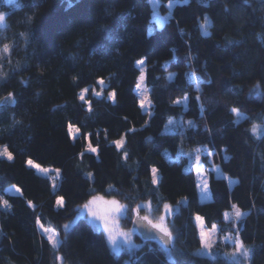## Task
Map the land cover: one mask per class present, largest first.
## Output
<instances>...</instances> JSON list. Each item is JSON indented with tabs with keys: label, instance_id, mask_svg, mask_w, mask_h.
I'll use <instances>...</instances> for the list:
<instances>
[{
	"label": "trees",
	"instance_id": "obj_1",
	"mask_svg": "<svg viewBox=\"0 0 264 264\" xmlns=\"http://www.w3.org/2000/svg\"><path fill=\"white\" fill-rule=\"evenodd\" d=\"M169 1L161 0L162 11ZM172 10L159 26L151 0H0V146L14 157L0 156V197L10 205L0 204V264H243L223 253L236 249L229 240L216 244L215 257L199 253L197 214L240 237L251 264H264V131H253L264 127V0H179ZM207 14L208 35L201 28ZM143 57L150 116L135 88ZM67 75L74 94L61 102ZM114 116L123 147L110 139ZM198 147L236 179L232 185L210 169L213 197L205 202L191 156ZM9 185L22 193L6 192ZM97 194L123 201L126 227L142 202L159 214L166 203L180 204L169 216L173 238L164 244L140 233L137 249L115 252L106 232L79 216ZM233 205L244 214L237 222L224 215ZM41 225L57 230V247Z\"/></svg>",
	"mask_w": 264,
	"mask_h": 264
},
{
	"label": "rangeland",
	"instance_id": "obj_2",
	"mask_svg": "<svg viewBox=\"0 0 264 264\" xmlns=\"http://www.w3.org/2000/svg\"><path fill=\"white\" fill-rule=\"evenodd\" d=\"M178 2H179V0H171V1H169L167 3V10L168 11L167 12H164V11L161 10V0H151V4H152L153 10H154V15H153L154 21H156L159 26L164 25V23L166 22V20L171 16V14L173 12L172 9L174 8V5L176 3H178ZM3 15L5 17V14L4 13H3ZM210 24H211V20H210L209 15L207 14L206 17H205V19L201 22L202 31L206 35H208L210 33ZM141 59L145 60V63L143 65H139L137 62L136 63L141 68V74L139 75V77L141 75H144L145 79H144L143 82H141L140 81V78H139L137 83H141V89L138 90L136 87L135 88L137 89V92L139 94V99L140 100L146 98V104L148 106L146 108H144V111L145 112L147 111L148 114H149V116H150L153 113V109L151 108L152 100L150 98V87H148V85H147V76H146L147 60H146V57H143V58H139L137 61H139ZM60 80H61V83H60V86H61L60 91L61 92H60V98H59V100L62 102L64 100H66L69 96H71L72 94H74V91H73V88H72V85H71V81L69 80V76L68 75L61 77ZM87 89H88V87H87ZM81 92L78 93V96H80ZM141 93H143V95ZM85 95H86V93H85ZM185 98H184V102L187 103L188 97H185ZM237 116L239 118H243L244 115L241 112H239V114H237ZM134 121H135L134 124L137 125L138 122L136 121V118L134 119ZM169 121H171V123H169ZM169 121H168V124L165 127V130L168 131V132L169 131H173L175 129L173 120L171 119ZM111 122L112 123L109 126L110 139L112 141H117V140H123L124 141V134H125V132H124V129H123L121 123L118 120V117L117 116H114L113 117V120ZM72 126L75 129H78L77 126H75V125H72ZM255 126H256V129H257L256 130L257 133L260 135L264 131L263 125L256 124ZM77 133L78 132H71V134L74 135V136L77 135ZM2 146H4V145H1L0 147H2ZM8 150L11 151L10 148H8ZM189 153H191V152H189ZM210 153H211V155H209ZM168 154H169V157L172 156L171 155V152H169ZM205 154L208 155L207 157L209 158V162H211V165H209V166L204 162L203 156ZM191 156L194 159V167H195V173L196 174H197V172H196L197 167L200 168V174H197V184L199 186V195H200V199H201L202 202L210 201V200H212V197H213V195H211V189H210V184H209V175H210L209 170L210 169L213 170L218 176H221V177H225L226 176L228 178V180H229V183H231L232 185L236 181V179L232 178L229 174H227L226 172H224L219 164H217L216 162L213 161L212 152L211 151H208L205 147H202V148L201 147H198V148L194 149ZM197 156L200 157L199 161L196 160V157ZM33 162H34V164H38L34 160H33ZM38 165H40L41 168H48V169H50V171L48 173L41 172L40 170L37 169L38 172H41V173H43L45 175L52 176V177L58 176V174L55 171L56 169L51 168V167L50 168L49 167H44L40 163ZM53 179L56 181L55 178H53ZM159 179H160V174H159V171L157 169L156 182H158ZM202 181H206L207 184H208V190L206 192L202 191ZM17 188L20 189V187L17 186V185H9L7 187V189H6V192H9V193H12V194H18V192L16 191ZM19 193H22V192H19ZM96 196H103V195L97 194ZM103 197L106 200L116 199L118 202H120L121 204L125 205L123 203V201H121L119 198H110V197H107V196L106 197L103 196ZM59 198H63V197H58V199ZM183 201H186V198H183L182 202ZM86 203H88V202H86ZM86 203H84V204H86ZM166 204H168L171 207V209H172V211L167 214V219H166L167 226L172 231L171 225H170V218H169V216L175 210H179L181 208V206H180V204H171V203H166ZM97 206L99 208H101V209L104 207V205H103L102 202H98V205ZM137 208L140 210V216L141 217L147 215L153 221H156L160 215L164 214V209H163V211L160 214L159 213H156L155 212V209L152 206V202L151 201L142 202L141 204H139V206ZM127 210H128L127 209V206L125 205V210L123 212H121L119 214V216L117 217L118 223L115 224V225H113V227L117 231L123 230L124 232L130 233V240L125 241V239H124L123 236H118L117 237L116 244L113 245L111 243V241L109 240V238H108V241L110 242L112 249L115 252H117V253H119L120 251H122L124 249L134 251L135 249H137L141 245L140 244V241H138V239L136 238L137 234H140L139 231L136 229V227L134 225L133 226L126 227L123 224V220L122 219L126 215ZM79 211H80L79 216H84V217L87 216V218L95 225V227H98L99 229H101L104 232H106L105 229H104V227H103V223L100 220L95 219L94 217H92L89 214L88 210L84 208V205H82L79 208ZM227 213H229V216L227 217L228 219H232L233 218L235 220V222L238 221L234 217V215H232L233 208L230 211H227ZM197 215H199V214H197ZM197 215H195V217ZM199 216H201V215H199ZM204 221H205V218H204ZM197 225H198V223H197ZM216 226H217L218 231L213 235V241H214L213 248L211 250H209V249L204 248L202 246V244H201V246L199 247V253H201L203 255H206V256L208 255V256H211V257H215L216 255H218L219 253H221L220 249H217L216 248V244L219 241H222V240L225 241V243L228 242V240L231 241L232 243L236 242L237 240H239V241H241L243 243L242 239L240 237L239 238L235 237L232 234V232H228L227 234H224L223 235L222 232H221L220 227L218 226V224ZM198 227H199V225H198ZM44 228L49 229V232L48 233H45V234H47L49 236V235H52L54 233L55 234V237L54 238L57 241L60 242V235L58 234L57 230L53 226L52 227H45V226H43V231H44ZM210 228L211 227H208L205 224V230H209ZM199 230H200V228H199ZM106 234H107V232H106ZM107 236H108V234H107ZM225 237H229V239H225ZM171 238H173V235H172ZM243 245H244V243H243ZM244 247L247 248L245 245H244ZM247 249L249 250V254H248V258L247 259H245L243 256H241L239 252H236V249L233 252H231L229 255H228L227 252H223V253L225 255L231 257V258L238 259V260H240V259L243 260V264H251L252 250H251V248H247Z\"/></svg>",
	"mask_w": 264,
	"mask_h": 264
},
{
	"label": "snow or ice",
	"instance_id": "obj_3",
	"mask_svg": "<svg viewBox=\"0 0 264 264\" xmlns=\"http://www.w3.org/2000/svg\"><path fill=\"white\" fill-rule=\"evenodd\" d=\"M5 19L3 14H0V21H3ZM5 49L7 50V45L5 46ZM137 63L139 65H143L145 63V60L141 59L139 61H137ZM145 79L144 75L140 76V81L143 82ZM98 84L100 86H104L105 85V81L104 79H99L98 80ZM135 87L139 90L141 89V83H137L135 85ZM89 91V89L84 88L80 94V100L84 101L85 100V93H87ZM96 95H100L101 93L97 92L95 93ZM143 95V93H141ZM13 94H9V97H11ZM109 96L111 99L115 100L116 98V92H111L109 93ZM9 97H6L5 100H7ZM186 99V98H185ZM88 105L91 106V101H87ZM175 103L179 104L181 103L180 100L175 101ZM148 105L146 104V98L141 99L140 100V107L142 109L146 108ZM232 111L237 112V114H239L238 109H233ZM169 123H171V121H169ZM256 126L253 127V131L255 132ZM79 129H75L72 125H69V132H78ZM115 144L117 147H123L124 145V141L123 140H117L115 141ZM90 152L95 153L97 151L96 148L92 147L91 145H89V149ZM127 153H124L125 159H127ZM211 155V153L209 154ZM0 156L6 157L9 161L13 160V153L11 151L8 150L7 145H4L2 147H0ZM200 157L197 156L196 160L199 161ZM27 164L29 166L35 167L36 169L40 170L41 172L44 173H48L50 171V169L48 168H41L40 165L38 164H34L32 159H28L27 160ZM57 174H59V169L55 170ZM197 174H200V168L197 167L196 169ZM156 173H157V169L153 168L152 169V175H153V180L152 182L155 184L156 183ZM91 175V174H89ZM208 190V184L206 181H202V191L206 192ZM16 191L19 193L21 192V190L19 188L16 189ZM98 202H102L104 207L101 209L99 208ZM31 203V202H29ZM0 204H2L4 207H9V201L7 199H3L2 197H0ZM57 206L62 207L64 205V200L63 198H59L56 201ZM84 208L88 210L89 214L94 217L95 219L100 220L103 223V227L105 229V231L108 234V238L111 241V243L113 245L116 244L117 241V237L118 236H123L125 241L130 240V233L124 232L123 230L117 231L113 225L118 223L117 217L119 216V214L121 212H123L125 210V205L121 204L120 202H118L116 199H111V200H106L103 196H96L93 195L91 200L88 201V203L84 204ZM172 211L171 207L168 204L164 205V214L160 215L158 217V219L156 221H153L152 219H150L147 215L141 217L140 216V210L137 208L135 210V214L137 219H142L144 221H147V223L153 228L156 229L161 235H160V240L162 243L167 244L168 241L171 239L173 233L172 231L169 229V227L167 226L166 223V219H167V214L170 213ZM225 218H227L229 216V213H225ZM232 215H234V217L239 220L241 219V217L244 215L240 208L236 207L235 205H233V213ZM195 220L197 221L199 228H200V240L202 242V246L206 249L211 250L213 248V235L218 231L217 226L215 224H213L211 226V228L209 230H205V221L204 218L197 215L195 217ZM41 227L43 228V225H41ZM65 228L68 227V225L64 226ZM45 233L49 232V229L44 228ZM55 234L53 233L52 235L48 236V239L52 242L53 247H57L59 241H57L55 238ZM225 239H229V237H225ZM236 252H239L241 256H243L245 259L248 258V254H249V250L247 248L244 247L243 243L239 240H237L236 242ZM234 255V254H233Z\"/></svg>",
	"mask_w": 264,
	"mask_h": 264
},
{
	"label": "water",
	"instance_id": "obj_4",
	"mask_svg": "<svg viewBox=\"0 0 264 264\" xmlns=\"http://www.w3.org/2000/svg\"><path fill=\"white\" fill-rule=\"evenodd\" d=\"M134 226L139 231V233H141L143 235V237H145V238L152 239L153 237H160V235H161L156 229H153L147 223V221H144L142 219L136 218V220L134 222ZM170 241L171 240H169L168 243Z\"/></svg>",
	"mask_w": 264,
	"mask_h": 264
}]
</instances>
